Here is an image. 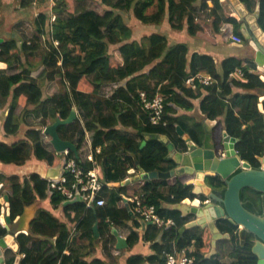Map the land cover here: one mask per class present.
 I'll use <instances>...</instances> for the list:
<instances>
[{
	"label": "trees",
	"instance_id": "obj_1",
	"mask_svg": "<svg viewBox=\"0 0 264 264\" xmlns=\"http://www.w3.org/2000/svg\"><path fill=\"white\" fill-rule=\"evenodd\" d=\"M241 2L252 10L257 3L260 4L258 24L264 31V0ZM21 3L22 7L29 8L33 0H22ZM54 3L52 11L57 15L56 20L51 23L47 2L36 16L35 33L37 38L45 37L47 44V51L41 58L44 66L42 77L47 82L59 79L66 89L58 98L45 99L42 86L38 80L30 77V71L23 69L15 75L0 72V100L5 105L9 103V112L2 124L6 141L17 137L20 120L26 119L33 109L37 117L42 118L37 126H29L26 140L12 144L0 142L1 163L22 166L32 152L38 157L41 153L51 157L42 146L41 131L54 124L58 118L68 119L72 109L77 108L82 111L85 129L93 132L92 148L97 161L94 168L102 181L122 182L126 179L128 161L124 160L125 156H130L134 164L138 163L146 173L169 172L175 165L172 161H166L167 148L159 141H148L141 149L143 134L165 135L178 151L185 152L186 143L177 132L180 127L201 146L205 137L203 123L193 120L182 111L192 110L191 103L204 94L199 106L201 118L203 121H217L212 132L215 144H220L222 133L226 131L238 140L236 150L242 161L250 163L254 169L261 167L258 157L264 155V112L260 111L259 105L264 93V82L260 75L251 72L248 65L244 64V58L229 57L218 67L211 57L192 53L190 45L183 39L185 31V39L194 37L210 42L221 34L226 23H231L241 36L240 24L234 18L224 20L220 16V0H54ZM199 11L208 12L210 21H197ZM128 15L132 16L138 28L133 29V25L128 24ZM138 29L144 33L139 40L134 37V31ZM39 49L38 44L19 46L16 39L10 38L0 46V62L10 67L20 59V55H34ZM237 68L245 72L243 79L233 75ZM201 72L210 74L216 84L199 86L198 92L187 88L186 80ZM107 85L115 86L114 93L107 99L99 98L96 107L93 97ZM140 92H146L150 98H154L157 92L164 96L165 126L150 123L149 112L144 109ZM49 104L52 106L46 108ZM21 106L23 110H20ZM105 110L109 113L104 114ZM80 126L77 119L71 125L59 127L58 134L62 140L74 142ZM129 130L136 135L130 136ZM65 131L70 136L64 135ZM80 141H83L82 137ZM98 147L102 148L99 154L96 153ZM80 148L78 145V151ZM67 159H76L82 165L73 151L69 152ZM82 166L86 170L93 168ZM188 179L187 176H181L153 180L149 184L138 182L116 189L106 184L101 193L106 200L104 207L88 210L83 202H75L63 207V210L73 207V222L78 235L89 234L93 245L97 242L101 244L100 249L108 250L107 237L112 236L108 233L110 229H118L133 219L124 197L131 198L142 193L143 203L154 205L159 216L164 220L175 221L176 227L164 228L163 240L158 242L157 237L163 228L152 225V248L156 254L149 258L133 256L129 258L128 264H164L168 254L191 245L195 247V264H222L217 257L207 258L212 249L210 230L197 227L181 236L180 229L190 221L184 220L185 217L180 216L178 211L165 207V204H178L186 198L195 197L192 189L185 186ZM8 180L12 221L23 215L25 207L48 196L56 207L65 203L60 192L51 190L49 183L37 175L24 182L17 177ZM209 183L224 192L225 184L218 178L210 179ZM163 188H167L166 194ZM261 195L251 189L244 190L241 198L245 208L262 214ZM1 208L0 205V211ZM49 220H52V215L40 211L31 223V232L16 238L19 245L16 254L24 255L20 264H106L96 258L86 262L74 252L69 256L64 255V250L69 248L70 231L60 224L56 229H51ZM96 223L99 237L95 238L93 227ZM218 227L222 232L234 236L227 243L232 244L235 239L238 243L235 249H242L235 235L237 227L227 221L221 222ZM0 233L1 236L6 235L1 225ZM54 235H58L55 252L47 254V237ZM136 237L133 232L130 241ZM250 249L251 246L249 254L245 258L238 257L235 264H256L257 259ZM230 251L233 250L228 249L224 254H231L228 253ZM14 260L13 255L7 264H14Z\"/></svg>",
	"mask_w": 264,
	"mask_h": 264
},
{
	"label": "crops",
	"instance_id": "obj_2",
	"mask_svg": "<svg viewBox=\"0 0 264 264\" xmlns=\"http://www.w3.org/2000/svg\"><path fill=\"white\" fill-rule=\"evenodd\" d=\"M24 1V0H23ZM30 1V0H27ZM241 2V0H239ZM22 0H0V39L3 40L5 43L8 39L13 38L17 40L18 45L27 44V46H34L38 44L40 49L34 53V55H20V59L16 61V63L11 64L9 67L8 64L1 62L0 65V72H3L6 75H15L26 69L30 71V77L38 80L40 85L42 86V93L45 95L46 98H58L64 92L52 91L48 89L49 86L52 87L54 83H57L59 86V79L56 81H46L44 77H42V73L44 71V66L41 63V58L43 54L47 51V44L45 37H36L35 33V19L36 16L41 12L44 5L48 2V10L51 14V23H53L57 15H55L52 11V7L55 5L54 0H33V5L29 8L22 7ZM222 9L220 11V16L222 19L227 20L230 18H234L240 24V34L236 32V29L231 23H226L223 27L221 34L216 37V39L209 41L203 40L202 38H194L185 39L186 32L184 31V42H187L190 45V50L192 53H198L201 55H207L211 57L215 64L219 67L221 63L229 58V57H236V58H244L245 65L251 69V72L256 73L255 66L253 65L252 59L249 56V51L245 47H237L235 44L244 45L246 43L245 37L242 33V22L241 19L237 16L234 7L228 0H220ZM242 3V2H241ZM257 3L255 8L249 9L245 4V8L248 10L249 13H254L256 11ZM28 9V10H27ZM199 15L197 17V21L200 22H209L210 16L208 12L199 11ZM54 18V20H52ZM7 26V27H6ZM10 30V31H9ZM239 32V31H238ZM239 32V33H240ZM20 38V39H19ZM240 39V42L237 40ZM2 43V44H3ZM0 44V46L2 45ZM58 45V43H56ZM61 61L59 65H61ZM204 74H208L206 72H201ZM257 74V73H256ZM111 87H114L112 90ZM115 86L114 85H107L100 90L97 94L92 95L93 97V104L97 107L99 98L107 99L114 93ZM198 90V89H197ZM196 90V91H197ZM83 93H87L82 91ZM198 92V91H197ZM243 93V92H242ZM204 94L200 95L195 101L191 104L193 109L190 111H182L183 114L190 116L195 121L204 122L201 118L202 114L200 112V102L203 99ZM52 105L49 104L46 108L51 107ZM9 103L5 105L3 101L0 100V142H7L6 139L2 135V124L4 123L8 112H9ZM22 107V106H21ZM20 110H23V107ZM33 109L30 108L29 110ZM77 113V118L80 121V129L75 136L74 142H71L78 151V145L81 148L78 151V157L80 158V162L82 165L93 166V168L88 170H94L96 173V169L94 168L97 165V161L95 159L94 150L92 148V139H93V132L85 129L84 127V120L82 118L83 114L80 109L74 108ZM109 111L105 110L104 114H108ZM40 117L42 115L40 114ZM42 118L37 117V112L35 109L32 110L31 114H29L26 119H21V127L20 131L11 142H17L21 140H26V132L30 129L31 126H37L39 120ZM27 121V123L24 122ZM75 120V121H76ZM29 121H32L30 123ZM130 136H135V132L132 130L127 131ZM66 133V134H65ZM63 133L64 135L70 136L66 131ZM81 137L83 141H80ZM42 146L45 147L46 154L50 155L51 157H46L44 153H41V156L38 157L34 155L32 152L30 158L25 162L22 166H17L14 164H3L0 162V205L1 198L4 195L10 194L8 186L10 185V181L8 180L10 177H17L21 182H24L26 179H29L33 175L39 176L42 180L46 181L50 185V181L57 179L59 176H64L66 174L64 165L66 163L67 156L70 151H65L64 153H57L51 144V137L45 134V131L42 132L41 136ZM9 144V143H8ZM102 151V148L98 147L96 149V153L99 154ZM124 160L128 161V172L126 179L131 177L129 172L131 170H135V174H138L137 164H134V160L130 156H125ZM137 162V161H136ZM135 162V163H136ZM98 174V173H97ZM99 176V175H98ZM100 178V177H99ZM101 180V179H100ZM189 180V179H188ZM102 181V180H101ZM104 186L107 184L109 188L116 189L117 187L111 186V183H119L117 182H109L107 183L103 179ZM5 183V184H4ZM50 188V187H49ZM104 188V187H103ZM130 188V187H129ZM103 190V189H102ZM102 190L100 193H102ZM162 191L166 194L167 188H163ZM101 195V194H100ZM102 196V195H101ZM72 204H68V201H65L63 205L58 207L52 205L51 197L48 196L46 199L37 200L34 204L25 207L24 213L22 216L16 219L17 223L19 224V230L23 231L25 234L28 235L31 232V223L36 219V216L40 211H47L52 215V220H49L48 223L51 224V229H56L58 225L67 227V230L70 231V241H69V248L65 249L63 254L69 256L72 252L80 256L86 262H90L93 259H101L106 264H128L129 258L133 256H138L142 258H149L154 256L156 252L152 248L153 245V227L154 224L152 223H145L140 217H137L134 213L132 216V220L128 221L124 226L120 228H111L110 235L107 237L109 239V248L108 250L100 249L101 244H97V242L93 245L92 237L89 234L85 235H78V232L75 228L74 221V213L75 210L71 207V210H63V207L71 206ZM126 205V203H125ZM133 207V206H132ZM194 220V218L192 219ZM189 220V221H192ZM15 221V222H16ZM218 225V224H217ZM158 227V226H155ZM159 228V227H158ZM200 228V227H199ZM160 231L159 236L157 237L158 242L163 240V232ZM135 232L137 237L134 240L130 241V235ZM58 235H54L51 237H47L48 244L46 245V252L47 254H52L55 252L56 247V240ZM234 237V236H233ZM96 238V236H95ZM122 241V242H121ZM235 239H233L232 244L227 243L226 241H219L217 243L218 253L213 258L217 257V260L222 264H232L233 260L231 255L224 254L228 251V249L234 250L237 245ZM238 244V243H237ZM98 245V246H97ZM212 245V240H211ZM97 246V248H95ZM211 252V251H210ZM17 254H14L16 256ZM19 255V254H18ZM23 258L24 256L21 255ZM208 256V255H207ZM144 264H149L145 262ZM153 264V263H150Z\"/></svg>",
	"mask_w": 264,
	"mask_h": 264
},
{
	"label": "water",
	"instance_id": "obj_3",
	"mask_svg": "<svg viewBox=\"0 0 264 264\" xmlns=\"http://www.w3.org/2000/svg\"><path fill=\"white\" fill-rule=\"evenodd\" d=\"M228 1L241 19V29L246 40L244 45H235L248 49L256 71L264 82V31L258 24L260 4L257 5L256 11L251 14L239 0ZM2 43L3 40L0 39V44ZM263 103L264 94L260 97L259 108L261 112H264ZM76 118L77 113L73 108L68 119L61 120L58 118L54 124L45 129V134L51 137V144L57 153L73 151L78 158L76 147L71 142L62 140L58 134L59 127L73 124ZM216 125L217 121L204 120L205 137L201 146L178 127L177 132L187 146L185 152L178 151L165 135L144 133L141 149L147 145L148 141H159L168 150L166 161H172L175 168L169 172L146 173L137 163L138 174H135V170H131L129 172L131 177L123 182L111 183L110 185L118 188L138 182L149 184L153 180H169L174 177L187 176L189 180L185 186L192 189L194 196H203L209 202L204 205L197 200H185L183 203L165 204L166 208L179 211L183 217L194 216V220L180 229V235L182 236L187 230L193 228H208L212 234V249L207 258L211 259L218 254L217 243L219 241L230 242L232 240V234L222 232L217 225L219 221L225 220L237 227L235 235L240 247L246 246L249 236L256 238L255 241L250 242L251 254L257 258V264H264V212L262 215L251 212L245 208L241 198V193L246 189L264 195V155L258 157L260 169H254L249 163L242 161L236 150L238 140L229 136L226 131L222 133L220 144H215L212 132ZM212 178H218L225 182L226 188L223 196L218 195L209 183ZM75 202H82V199L78 197L74 201H68V204ZM1 203L0 225L6 231V235L1 236L0 233V264H7L10 259L8 257L9 251L14 254L19 251L16 238L24 232L19 230L18 220L15 222L11 219L8 195L1 198ZM126 208L129 214L133 215L128 203H126ZM93 231L95 236L99 237L98 223L94 225ZM21 259V255L15 256L14 264H20Z\"/></svg>",
	"mask_w": 264,
	"mask_h": 264
},
{
	"label": "built area",
	"instance_id": "obj_4",
	"mask_svg": "<svg viewBox=\"0 0 264 264\" xmlns=\"http://www.w3.org/2000/svg\"><path fill=\"white\" fill-rule=\"evenodd\" d=\"M54 20V18L52 19ZM239 39V38H238ZM240 42V39L237 40ZM257 73V72H256ZM258 74V73H257ZM238 79L245 77V72L237 68L233 74ZM186 87L196 91L199 86L210 87L216 84L215 79L210 74L199 73L191 76L186 80ZM140 97L146 112H149V121L153 125H163L164 113V96L157 92L154 98H150L146 92H140ZM66 174L59 176L57 179L50 181V189L59 191L65 201H74L78 197L82 199L88 210L101 208L106 205V200L100 195L104 187L98 174L94 170H86L76 159H69L64 165ZM143 194L139 193L131 198L124 197L125 203L132 205L133 212L140 216L145 223H152L159 228L176 227V222L168 219H162L157 213L154 205L143 203ZM190 201L197 200L200 204H208L207 198L195 196L187 199ZM24 256V255H23ZM195 247L194 245L183 248L173 254H168L164 264H195Z\"/></svg>",
	"mask_w": 264,
	"mask_h": 264
},
{
	"label": "rangeland",
	"instance_id": "obj_5",
	"mask_svg": "<svg viewBox=\"0 0 264 264\" xmlns=\"http://www.w3.org/2000/svg\"><path fill=\"white\" fill-rule=\"evenodd\" d=\"M94 7H96L95 5H93ZM127 22H128V24H130L131 26L133 25V29L134 28H138V26H137V24H134L135 22L133 21V18H132V16L131 15H128L127 16ZM146 29H148V27H145ZM144 35V33L142 32V30H135L134 31V37L136 36V39H140L142 36ZM60 85L59 86H57V83H54L53 85H52V87L51 86H49V88L48 89H50L51 90V88H52V91H60V92H64L65 91V86L62 84V83H59ZM114 87H111V89L110 90H112ZM30 123H32V121H29ZM1 131H2V128H1ZM43 131H45V129L44 130H42L41 132H43ZM2 135H3V131H2ZM3 137H4V135H3ZM13 139H11L10 141L9 140H7L8 141V143L9 144H12V141ZM175 165V164H174ZM139 173V172H138ZM123 182V181H122ZM187 199H190V198H186V199H184V200H182L180 203H183L185 200H187ZM130 207H131V210L133 211V208H132V205H130ZM179 212V211H178ZM134 213V212H133ZM180 213V212H179ZM135 214V213H134ZM180 216H182V214L180 213ZM193 215H188V216H186L185 218H184V220H192L193 219ZM223 221H225V220H222V221H219V223H221V222H223ZM221 253V252H220ZM220 253H218V254H220ZM14 255V253L13 254H11V253H9L8 254V257H11V256H13ZM223 255H224V253H223ZM227 255V254H226ZM22 257V256H21Z\"/></svg>",
	"mask_w": 264,
	"mask_h": 264
},
{
	"label": "flooded vegetation",
	"instance_id": "obj_6",
	"mask_svg": "<svg viewBox=\"0 0 264 264\" xmlns=\"http://www.w3.org/2000/svg\"><path fill=\"white\" fill-rule=\"evenodd\" d=\"M264 94V93H263ZM248 163V162H247ZM250 164V163H249ZM260 169V168H259ZM220 180V182L222 183H224L225 184V182L224 181H222L221 179H219ZM212 187H213V189L215 190V192L218 194V195H222L223 196V190H217L216 188H214V186L212 185ZM225 188H226V185H225ZM224 191H225V189H224ZM261 200H262V206H263V212H264V195H261ZM252 204V203H251ZM253 205V204H252ZM252 212V211H251ZM263 212H262V214H263ZM253 213H255V214H257V215H262V214H258V213H256V212H253ZM220 223L218 222V225H219ZM256 240V238L255 237H253V236H249V238H248V241H247V244H246V246L245 247H243L241 250L240 249H235V250H233V251H230V252H228V253H231V254H229V255H231V257H232V255H234V257L232 258V260H233V262H232V264H235V262L237 261V259H238V257H243V258H245L249 253H248V249H249V246H251V244H250V242L251 241H255ZM238 246H240V245H238ZM252 247V246H251ZM237 248V247H236ZM240 250V251H239ZM251 250V249H250ZM256 258V257H255ZM257 259V258H256ZM256 264H257V261H256Z\"/></svg>",
	"mask_w": 264,
	"mask_h": 264
},
{
	"label": "bare ground",
	"instance_id": "obj_7",
	"mask_svg": "<svg viewBox=\"0 0 264 264\" xmlns=\"http://www.w3.org/2000/svg\"><path fill=\"white\" fill-rule=\"evenodd\" d=\"M261 9V8H260ZM28 10V9H27ZM133 15V14H132ZM136 18V17H135ZM193 18V17H192ZM123 20V19H122ZM7 27V26H6ZM10 31V30H9ZM20 39V38H19ZM50 42V41H49ZM233 73V72H232ZM145 76V75H144ZM259 76V75H258ZM220 190V189H219ZM247 190V189H246ZM174 253V252H173Z\"/></svg>",
	"mask_w": 264,
	"mask_h": 264
}]
</instances>
